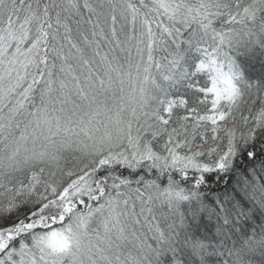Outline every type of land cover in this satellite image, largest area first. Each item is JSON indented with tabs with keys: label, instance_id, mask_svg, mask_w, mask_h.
Wrapping results in <instances>:
<instances>
[{
	"label": "snow or ice",
	"instance_id": "1",
	"mask_svg": "<svg viewBox=\"0 0 264 264\" xmlns=\"http://www.w3.org/2000/svg\"><path fill=\"white\" fill-rule=\"evenodd\" d=\"M0 264H264V0H0Z\"/></svg>",
	"mask_w": 264,
	"mask_h": 264
}]
</instances>
